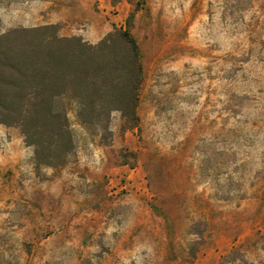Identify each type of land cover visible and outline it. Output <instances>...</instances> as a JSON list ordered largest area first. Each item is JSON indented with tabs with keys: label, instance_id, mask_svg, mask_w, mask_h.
<instances>
[{
	"label": "rangeland",
	"instance_id": "1",
	"mask_svg": "<svg viewBox=\"0 0 264 264\" xmlns=\"http://www.w3.org/2000/svg\"><path fill=\"white\" fill-rule=\"evenodd\" d=\"M48 25L129 28L138 124L72 103L55 168L0 125V264H264V0H0L2 33Z\"/></svg>",
	"mask_w": 264,
	"mask_h": 264
},
{
	"label": "trees",
	"instance_id": "2",
	"mask_svg": "<svg viewBox=\"0 0 264 264\" xmlns=\"http://www.w3.org/2000/svg\"><path fill=\"white\" fill-rule=\"evenodd\" d=\"M143 80L129 28L96 45L62 37L53 25L0 31V125L19 127L40 165L62 166L73 151L72 103L83 124H107L119 112L123 127L135 128Z\"/></svg>",
	"mask_w": 264,
	"mask_h": 264
}]
</instances>
